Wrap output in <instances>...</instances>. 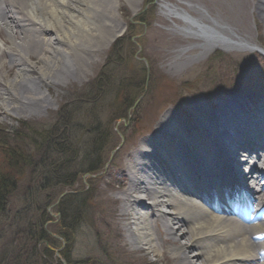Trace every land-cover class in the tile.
<instances>
[{"label":"rangeland","instance_id":"obj_1","mask_svg":"<svg viewBox=\"0 0 264 264\" xmlns=\"http://www.w3.org/2000/svg\"><path fill=\"white\" fill-rule=\"evenodd\" d=\"M160 1L103 2V12L95 15L103 37L99 39L97 33L95 39L79 43L82 50L77 51L75 62L63 57L62 64L46 80H41L38 73V53L44 45L37 42L34 45H39L38 51L28 58L35 63L27 68L29 78L17 83L20 68H8L5 63L6 69L0 71V181L12 174L11 151L15 155L17 149L30 151L29 138L38 132L46 135L50 132L54 138L63 134L71 141L74 159L70 157V161L64 156L69 162H62L63 155H50L54 170L47 172L49 180L45 186L48 185L40 192V197L43 193L47 196L44 203L40 201V209L47 210L48 215L44 221L37 217V222L44 224L50 234L44 240L52 253L67 252L64 264H88V261L100 264L101 255L108 250L112 261L102 259L103 264H159L161 254L142 247L135 250L129 245L126 234L130 221L117 216L121 207L116 197L120 183L113 171L132 160L128 156L137 149L136 141L150 134L165 109L180 106L188 109L203 99L213 100L215 93L218 98L264 91L263 56L253 50L234 48L204 54L198 39L179 33L172 20L161 14ZM165 1L192 17L202 18L199 19L202 23L211 26L209 18L227 32L264 48V22L255 13L257 0ZM198 10L207 17L203 18ZM120 27L124 30L120 40L111 44L110 37ZM49 36L46 41L52 39ZM1 37L5 48L10 47L8 33L3 31ZM13 81L17 83L15 87L6 86ZM8 95L10 110L2 106L3 97ZM94 168L97 170L91 172ZM33 184L23 178L18 181L9 198L5 219H0V232L4 233L0 235L2 264H8L19 249L23 235L22 231L17 232V227L25 228L24 232L27 223L34 222L32 213L25 211L33 209L29 205L30 197L35 198L30 186L33 190L37 188ZM24 193L29 196L25 199L28 204L24 203ZM67 221L70 230L61 225ZM68 232L73 238L69 248ZM99 238L108 247L102 246ZM43 245L35 250L42 251ZM7 251L10 252L6 254ZM45 257V260L41 257L43 263L35 258L30 260L31 264L54 263L51 255ZM13 264L18 263L14 260Z\"/></svg>","mask_w":264,"mask_h":264},{"label":"bare ground","instance_id":"obj_2","mask_svg":"<svg viewBox=\"0 0 264 264\" xmlns=\"http://www.w3.org/2000/svg\"><path fill=\"white\" fill-rule=\"evenodd\" d=\"M106 1L107 4L111 2V0H5V2L0 0V21L8 33L7 39L11 44L7 48L10 52H6L3 47L4 43L0 39V54L2 52L0 71L3 68L6 69L5 64L8 68L16 66L20 68L16 74L15 81L20 80L17 83H21L25 77L29 78L27 68H32L35 63L28 58L38 51L39 45L35 46L34 43L39 44L40 38L44 35H50L52 39L48 38V41L40 42L41 46L44 45L38 53L40 61L38 73L41 80H46L55 71L57 65L62 64L63 57L74 63L79 55L77 53H81L82 50L79 43L85 44L90 39L103 37V31H99L100 25L98 21H95V15L103 12L102 8ZM140 2L141 0H138V3ZM115 4L117 6V3ZM159 5L161 13L166 18L172 20L173 24L178 22L181 24L177 26V31L198 39L199 47L204 54L215 49H260L258 45L240 38L234 32H227L216 21L208 18L207 20L212 23L210 26L199 20L202 18L192 17L186 11L170 5L165 0H161ZM255 9L257 10L255 13H258L259 18L264 22V0H257ZM199 10L198 14H201L203 18L207 17ZM122 30L123 28L120 27L118 31H115L109 42L111 43L118 37ZM2 58L5 62L1 60ZM17 83L13 81L6 86L15 87ZM12 96L16 99L15 93ZM7 100H11L9 95L3 97L2 106L10 110L12 103ZM255 103H260V107L255 106ZM253 107L256 110L253 114L255 119L263 118V94L249 92L241 93L239 96L235 95L228 104L215 108L213 112H207L203 104H192L189 107L190 111L183 109L188 117L187 121L180 118L178 110H168L161 117L153 136L140 141L141 151L137 153V156L147 155L156 163L150 180L146 182L137 179V170L132 165L124 168L118 167L114 170V175L118 174V183H122L123 189L119 196L122 204L117 216L122 221H130L132 228L128 225L126 235L133 249L139 250L142 247L150 253H156L161 247L158 238L163 240V235L167 241L173 243L169 253L172 257L170 259L178 261L175 264H264V245L251 242V237H256L255 233L260 234L264 231L263 223L246 227L247 229L240 228L238 223L236 224L229 217L224 218L201 209L190 196L181 201L175 194L176 184L179 189L186 187L187 178L190 179L189 185L196 192L202 193L201 187L194 184L195 172L190 173L186 170L187 175L184 177L179 173L180 168L183 171L181 165L184 159L191 162L196 155L209 156L213 161L216 159L218 153L209 152L206 149L208 141H204L203 136L214 141L224 138L234 140V137H231L234 133L237 141L249 149L253 146L251 142L248 143L252 137L256 138L254 141H257V138L259 140L261 136L264 137L260 132L263 125L261 121L257 124H249L253 122L248 118L245 125H238L237 128L241 120L237 115L243 116L248 110V113H251ZM169 128V131H173L178 136L169 137L170 139L164 137L162 133L168 131ZM218 129L221 130V135L218 134ZM229 132L232 133L229 134ZM175 142L181 145L178 149ZM193 142L203 147L204 151L193 153L182 150V147ZM165 161L172 167V171L168 170ZM220 169L223 170V174H226V178L222 181H228L232 168L225 164ZM260 178H264V172H259L258 179L254 181L258 182ZM196 182L199 184L200 181L196 178ZM215 186H217L216 183L212 187ZM225 189H232V187L226 185ZM213 190L214 188L206 189L208 198H212L213 192L211 191ZM233 196V190L226 195L230 202L234 201L235 204L240 202L239 205L244 208H247L248 204L257 202L259 205L264 202L256 198H250L246 202L234 199ZM143 200H147L150 206H147L148 204ZM162 208H168L169 213L160 212L159 209ZM156 221H165V223L157 225ZM152 224L156 232L152 229ZM100 237L103 239L102 236ZM101 238L99 239L103 243L100 244L103 246L105 242ZM182 240L184 243H181ZM192 248H195L196 252L191 251Z\"/></svg>","mask_w":264,"mask_h":264},{"label":"trees","instance_id":"obj_3","mask_svg":"<svg viewBox=\"0 0 264 264\" xmlns=\"http://www.w3.org/2000/svg\"><path fill=\"white\" fill-rule=\"evenodd\" d=\"M42 130V129H41ZM54 137L50 136V132L48 134L40 133L38 132L36 135H33L34 138L30 139L29 137V149L28 152H24L21 149H17V154L15 155L13 151H11L13 155L14 162H10L12 167V174L11 176L6 180L0 181V217L3 218L5 216V212L8 209V200L11 195V193L15 190L16 184L18 181L22 180V178L27 181V183H30V181H33L34 184L32 186L37 187L36 189H31V194H34L32 199L30 197L31 205L33 208L37 207L36 203L39 201L40 192L44 189H46L47 185L45 186V183H47V180H49L47 177V172L54 170L53 164L50 159V155L52 154H59L63 155L61 159L66 156L71 161L70 157H73L74 151L71 150V141L65 137L63 134H60L57 136L54 135ZM67 144L64 145V142H67ZM62 143V144H61ZM21 150V151H20ZM75 150V149H74ZM26 153V154H25ZM25 159V160H24ZM74 159V157H73ZM42 163H41V162ZM62 162H69L65 161L63 158L61 160ZM9 162V161H8ZM87 163V162H86ZM85 163V164H86ZM97 169H92L91 172L96 171ZM45 176V177H44ZM38 179L36 180V178ZM36 181V183H35ZM61 181V180H58ZM29 196H26L25 193L23 195L24 203L28 204L29 200L27 199ZM28 207V206H27ZM35 209H27L25 211H28L30 214L32 213V218L34 222H28L26 230L23 229L22 235L20 239V245L19 249L15 250V254L12 256L11 259L8 260V264H13L14 260L18 264H31L30 260H37L38 262H42L41 257L35 250L37 242L40 240L46 239L45 229L43 228V225L41 223H38L37 217L41 218L43 221L46 218V214L44 211L37 209L33 213ZM41 213V214H40ZM40 214V216H39ZM68 222L61 223L64 230H70V225H68ZM38 223V224H37ZM31 224V225H30ZM37 224V225H36ZM25 229V228H24ZM18 231V232H21ZM23 237V238H22ZM72 238V233L68 232L66 241L70 243V240ZM27 243V244H25ZM24 245V246H23ZM29 246V247H27ZM27 249L29 250L27 252ZM22 252L24 253L22 255ZM32 257V258H31ZM0 264H2L0 262ZM7 264V263H6Z\"/></svg>","mask_w":264,"mask_h":264}]
</instances>
